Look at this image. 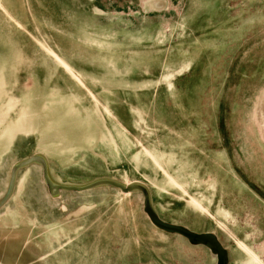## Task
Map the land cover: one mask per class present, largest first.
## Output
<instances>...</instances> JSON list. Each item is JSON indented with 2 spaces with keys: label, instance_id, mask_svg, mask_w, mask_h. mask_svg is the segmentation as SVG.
<instances>
[{
  "label": "rangeland",
  "instance_id": "374dc122",
  "mask_svg": "<svg viewBox=\"0 0 264 264\" xmlns=\"http://www.w3.org/2000/svg\"><path fill=\"white\" fill-rule=\"evenodd\" d=\"M0 1V74L14 67L4 72L12 93L0 90V100L27 101L35 82L51 83L93 108L89 90L133 134L129 147L116 137L119 153L109 137L73 139L71 154L58 143L55 178L146 182L164 218L215 232L232 264H264V0ZM40 48L72 51L81 80L40 67ZM34 139L18 141L24 155ZM142 201L112 188L53 199L41 176L23 170L4 218L49 264L216 263L206 247L156 229Z\"/></svg>",
  "mask_w": 264,
  "mask_h": 264
},
{
  "label": "water",
  "instance_id": "95a60500",
  "mask_svg": "<svg viewBox=\"0 0 264 264\" xmlns=\"http://www.w3.org/2000/svg\"><path fill=\"white\" fill-rule=\"evenodd\" d=\"M160 5L159 2L154 4L158 7ZM0 9L5 11L1 1ZM34 38L35 40L40 39L35 35ZM71 52L61 53L53 48H44L40 53L41 61L45 62V65L40 67H45L47 72L61 69L62 73L73 74L81 80L77 75L80 71L72 62ZM36 59L37 57L34 58ZM34 60H31L33 67L41 71L39 66H35ZM8 68L9 71L14 69L9 62L1 67L0 90L3 96H10L12 93V87L8 82H4L6 78L4 72ZM35 83L33 87L35 89L30 90L27 101H25V94L16 100L11 96L9 102H3L4 97L1 98L3 101L0 100V264H49L45 258L40 257L39 249L33 242L25 241L28 235L24 232L25 230L19 229L22 226H11L13 221L4 218L9 204L16 197L20 173L23 170H28V172L32 170L35 175L41 176L44 187L53 199H57L63 193L81 194L103 188H112L126 195L139 193L143 196V211L156 229L166 234L181 236L191 245L206 247L215 257V264L234 262V254L224 246L215 232L196 231L184 224L164 218L156 207L153 191L146 182L123 181L104 175L95 176L86 180L87 182L62 181L55 178L51 157L55 158L59 150L57 149L58 143L62 146V150L66 151L65 153L69 151L71 154L76 149L73 145H77L72 142L73 139H77L80 143L86 142L89 146L95 142L104 145L105 138L109 137L108 141L115 145L114 148L119 153V142L116 137L119 136L120 140V136H123L124 145L129 147L132 143L130 136L133 134L122 123L115 111V106L111 107L109 103L99 104V98L92 91L87 90L86 93H92L97 104H93V108H86L76 101L78 97L83 98L81 92L79 94L74 91L60 92L61 87L53 86L51 83L46 86H38L39 82ZM114 87L120 88L118 86L112 88ZM66 88L69 89V87ZM42 89L49 91L44 92ZM128 89L131 87L129 86ZM51 90L54 91L51 92ZM44 95L47 96L45 100L47 102L43 103L41 99ZM58 97L61 98L60 102H57ZM70 97L74 98L71 105L64 104V99ZM12 111H15V117H12ZM23 138H35L34 140L37 141V146L27 155L22 153L24 148L19 149L18 145V141ZM86 148L84 152L88 151ZM9 159L13 161L9 163ZM169 179L172 183L178 184L173 177Z\"/></svg>",
  "mask_w": 264,
  "mask_h": 264
},
{
  "label": "bare ground",
  "instance_id": "6f19581e",
  "mask_svg": "<svg viewBox=\"0 0 264 264\" xmlns=\"http://www.w3.org/2000/svg\"><path fill=\"white\" fill-rule=\"evenodd\" d=\"M253 256H252V262H256V261H258V257L255 255V254H252Z\"/></svg>",
  "mask_w": 264,
  "mask_h": 264
}]
</instances>
